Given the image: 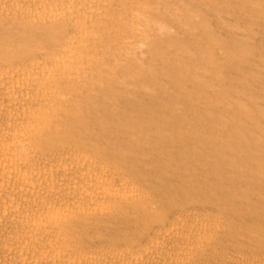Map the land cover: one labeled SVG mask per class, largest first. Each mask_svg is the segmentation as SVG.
Here are the masks:
<instances>
[{
    "label": "bare ground",
    "instance_id": "6f19581e",
    "mask_svg": "<svg viewBox=\"0 0 264 264\" xmlns=\"http://www.w3.org/2000/svg\"><path fill=\"white\" fill-rule=\"evenodd\" d=\"M0 264H264V0H0Z\"/></svg>",
    "mask_w": 264,
    "mask_h": 264
}]
</instances>
